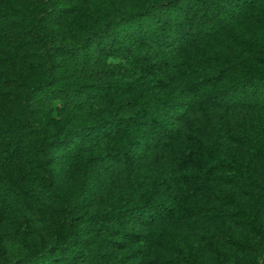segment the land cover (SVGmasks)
Here are the masks:
<instances>
[{"label":"trees","instance_id":"obj_1","mask_svg":"<svg viewBox=\"0 0 264 264\" xmlns=\"http://www.w3.org/2000/svg\"><path fill=\"white\" fill-rule=\"evenodd\" d=\"M44 1L0 0V85L20 95L0 106V167L15 189L66 211V241L5 264H128L136 245L140 260L155 245L192 258L178 231L153 240L150 230L180 207L200 210L182 193L201 187L192 172L259 184L227 170L247 156L264 167V66L246 63L264 56V37L248 26L264 21V0H116L113 18L72 42L62 41L61 11L84 0L61 2L41 25L27 6ZM53 110L72 126L46 136ZM113 135L123 144L84 161L89 144Z\"/></svg>","mask_w":264,"mask_h":264},{"label":"rangeland","instance_id":"obj_2","mask_svg":"<svg viewBox=\"0 0 264 264\" xmlns=\"http://www.w3.org/2000/svg\"><path fill=\"white\" fill-rule=\"evenodd\" d=\"M61 2L66 0H45L39 5L27 6L29 15L39 19L41 25L47 13L60 9ZM12 9L17 7L12 2ZM68 8L61 11L64 26L62 41L72 42L85 31L95 28L117 13L116 0H84L83 2L67 3ZM31 17V20H32ZM259 22V23H258ZM249 24V28L264 37V21ZM37 32H32L26 44L33 45ZM0 37V42L2 41ZM48 41L50 37H47ZM3 45V42L0 43ZM116 61V59H109ZM62 65L61 60L57 61ZM257 62V63H256ZM246 63L258 68L262 59L249 58ZM24 67L32 75L33 66L24 59H18L16 68ZM20 95L12 89L0 85V106L8 109ZM53 109L60 107L59 101L53 102ZM238 118H244L237 116ZM237 118V119H238ZM46 136L57 131L71 128L70 120L58 114L56 110L46 124L41 123ZM126 137L113 135L103 142L89 144L83 154L84 161L89 157L123 144ZM250 154L252 146L246 145ZM6 146L0 147V153L6 151ZM35 166L43 175L46 168L39 160H34ZM139 166V165H138ZM243 169L257 178L258 186H245L223 182L219 178L205 177L194 173L201 180V187L188 186V198L193 199L199 211L178 209V212L165 220L157 221L150 230L151 238L157 239L165 235V229H174L181 235L182 245H187L192 258L172 247L152 246L143 260H140L141 248L138 245L127 250L123 258L128 264H264V167L257 157L247 156L244 159L232 161L229 171ZM11 173L0 167V204L7 206L6 212L0 211V264H5L28 252L41 251L44 248L58 245L66 241L62 231L67 220L66 211L54 208L50 204L41 203L29 197L21 189H15L11 181ZM39 188L38 185L35 186ZM171 195L169 198H172ZM49 201V200H48ZM184 202V197L181 198ZM215 242L219 251L213 247ZM184 248V247H183Z\"/></svg>","mask_w":264,"mask_h":264}]
</instances>
